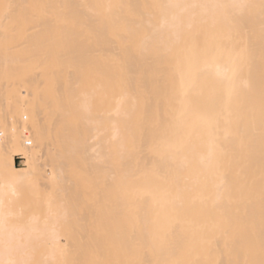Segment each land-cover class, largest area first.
<instances>
[{"label":"bare ground","instance_id":"6f19581e","mask_svg":"<svg viewBox=\"0 0 264 264\" xmlns=\"http://www.w3.org/2000/svg\"><path fill=\"white\" fill-rule=\"evenodd\" d=\"M0 264H264V0H0Z\"/></svg>","mask_w":264,"mask_h":264},{"label":"rangeland","instance_id":"374dc122","mask_svg":"<svg viewBox=\"0 0 264 264\" xmlns=\"http://www.w3.org/2000/svg\"><path fill=\"white\" fill-rule=\"evenodd\" d=\"M17 166L22 168V169L26 168L24 160L21 163H18ZM50 170L51 171L53 170L52 167L50 168ZM45 183L46 184H44V181H43L42 184H44L45 186H41V187L38 186V187H35L34 190L27 192V193H30L29 197H31L30 198L31 200L29 202H33V204L31 205V203H27V202L24 201V199H22L24 202L22 204L23 205L22 209L19 207L21 209L20 216H21V214L24 211L25 214H24L23 217H27V216L30 217L31 216L30 215L31 212L29 213V211L32 210V209H33V212H32L33 214H36V213L38 214L40 212L39 210L42 211V209L45 206V204H47L48 201L51 199V196H53V195H51V192L53 191V192H55V194L57 193L56 190L53 189V188H55V183H54L52 177H50L49 180L47 179V181ZM32 197L34 198L33 200H32ZM28 204H30V205H28ZM31 206H32V209H31ZM29 207H30V209H29ZM16 208H18V207H16ZM26 213H29V215L26 216Z\"/></svg>","mask_w":264,"mask_h":264},{"label":"built area","instance_id":"2783aa9c","mask_svg":"<svg viewBox=\"0 0 264 264\" xmlns=\"http://www.w3.org/2000/svg\"><path fill=\"white\" fill-rule=\"evenodd\" d=\"M23 161L21 156L16 157V164L21 163Z\"/></svg>","mask_w":264,"mask_h":264}]
</instances>
